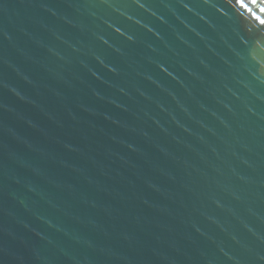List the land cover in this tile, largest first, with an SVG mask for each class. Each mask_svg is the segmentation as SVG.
Instances as JSON below:
<instances>
[{"label":"water","instance_id":"water-1","mask_svg":"<svg viewBox=\"0 0 264 264\" xmlns=\"http://www.w3.org/2000/svg\"><path fill=\"white\" fill-rule=\"evenodd\" d=\"M0 264H264V0H0Z\"/></svg>","mask_w":264,"mask_h":264}]
</instances>
